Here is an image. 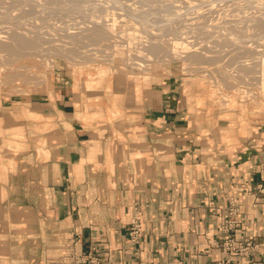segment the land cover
<instances>
[{
  "label": "crops",
  "instance_id": "1",
  "mask_svg": "<svg viewBox=\"0 0 264 264\" xmlns=\"http://www.w3.org/2000/svg\"><path fill=\"white\" fill-rule=\"evenodd\" d=\"M82 83L0 96V264H264V111L179 73Z\"/></svg>",
  "mask_w": 264,
  "mask_h": 264
},
{
  "label": "rangeland",
  "instance_id": "2",
  "mask_svg": "<svg viewBox=\"0 0 264 264\" xmlns=\"http://www.w3.org/2000/svg\"><path fill=\"white\" fill-rule=\"evenodd\" d=\"M105 1L0 0V96L67 78L98 87L179 73L222 108L264 111V0ZM12 31L36 48L16 46ZM145 38L161 50L149 54Z\"/></svg>",
  "mask_w": 264,
  "mask_h": 264
},
{
  "label": "built area",
  "instance_id": "3",
  "mask_svg": "<svg viewBox=\"0 0 264 264\" xmlns=\"http://www.w3.org/2000/svg\"><path fill=\"white\" fill-rule=\"evenodd\" d=\"M135 209L136 211L130 222L129 238L134 242H138L141 233V224H140L141 212L139 209L137 208ZM237 213H238V208L236 206V203L233 199H230L226 216L221 226L223 232L227 234V237H225L223 242L224 248L226 250H230L233 247H235L234 238L231 237V233L234 232L239 225L236 219ZM251 247H254V245L251 243L250 238H246L244 239L243 244L237 247V250L239 251L240 254L245 255L248 254V251H250Z\"/></svg>",
  "mask_w": 264,
  "mask_h": 264
},
{
  "label": "bare ground",
  "instance_id": "4",
  "mask_svg": "<svg viewBox=\"0 0 264 264\" xmlns=\"http://www.w3.org/2000/svg\"><path fill=\"white\" fill-rule=\"evenodd\" d=\"M106 1H108V0H106ZM105 1V2H106ZM71 2V1H70ZM233 2V1H232ZM235 2V1H234ZM237 3H239V2H237ZM240 4V3H239ZM238 4V5H239ZM242 4V3H241ZM244 7H246L247 8V5L248 4H245V3H243L242 4ZM245 8V9H246ZM67 10V9H66ZM74 13H76V12H74ZM73 13V14H74ZM78 14H80V13H78ZM67 15V14H66ZM70 15V14H69ZM72 16V15H71ZM73 19H74V16H73ZM102 21H103V19H101ZM100 21V20H99ZM257 22L258 23H260V24H258L259 26H261V25H264V18L263 17H259L258 19H257ZM98 26V25H97ZM97 26H95V27H97ZM94 27V26H93ZM94 27V28H95ZM98 28H100L99 26L97 27V28H95L96 30H98ZM100 29H102V28H100ZM106 30V29H105ZM38 34V33H37ZM99 35L101 36L102 34H100L99 33ZM8 36H12L15 40H16V46H21V47H19V48H36V46H37V44L35 43V42H32L31 40H29V38H27L26 37V35L24 34V33H22V32H14V31H12V32H9L8 33ZM103 36V35H102ZM145 40L146 41H148V42H150V43H152V45H148V47H147V52L149 53V54H154V53H157V52H159L161 49V45H158V44H154L153 43V41L151 40V39H149V40H147L146 38H145ZM228 41V40H227ZM142 44H143V42H142ZM215 44V43H214ZM230 46V45H229ZM259 50V49H258ZM250 54V53H249ZM260 65H262V66H264V58L262 59V62H260Z\"/></svg>",
  "mask_w": 264,
  "mask_h": 264
}]
</instances>
